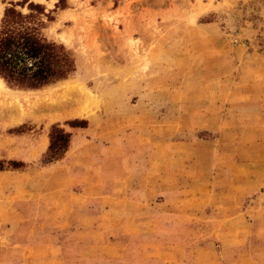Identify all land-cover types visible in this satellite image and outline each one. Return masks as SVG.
Segmentation results:
<instances>
[{
  "label": "rangeland",
  "instance_id": "rangeland-1",
  "mask_svg": "<svg viewBox=\"0 0 264 264\" xmlns=\"http://www.w3.org/2000/svg\"><path fill=\"white\" fill-rule=\"evenodd\" d=\"M122 1L38 4L75 72L0 93V264H264V0Z\"/></svg>",
  "mask_w": 264,
  "mask_h": 264
},
{
  "label": "trees",
  "instance_id": "trees-1",
  "mask_svg": "<svg viewBox=\"0 0 264 264\" xmlns=\"http://www.w3.org/2000/svg\"><path fill=\"white\" fill-rule=\"evenodd\" d=\"M26 5L27 14L16 9ZM44 17L48 22L53 20L41 5L29 0L11 4L4 10L0 23V77L8 86L37 90L65 81L75 72L74 60L64 46L42 35ZM49 137L44 164L64 158L65 143L70 136L54 126ZM4 163L0 160V172L8 169ZM7 164L13 170L22 167V162L8 161Z\"/></svg>",
  "mask_w": 264,
  "mask_h": 264
},
{
  "label": "crops",
  "instance_id": "crops-1",
  "mask_svg": "<svg viewBox=\"0 0 264 264\" xmlns=\"http://www.w3.org/2000/svg\"><path fill=\"white\" fill-rule=\"evenodd\" d=\"M129 0H123V4L125 5L126 2H128ZM29 2L32 3H37V4H41L44 5L46 11L48 12L49 10H53L55 9V4L57 2V0H53L52 1V6L49 7L47 5V3H50L51 0H44V2H42L41 0H29ZM0 6H2V10H4L5 6H9V4L7 3H3V0H0ZM120 8H123L120 7ZM20 10H23V8L20 7ZM68 11V9H64L60 12V14L58 15V18L56 19V21L54 22V24L57 25V23H59L61 21V18H59L64 13H66ZM3 15V14H2ZM2 17V16H1ZM65 21H62L61 23H64ZM47 148V143H44V145H42L41 151L43 152L45 151ZM44 173L48 175V173L51 174H57L56 178L58 179H62L60 182L61 184H67V190L69 191L66 195L68 197H72V192L74 189L78 188L79 192L78 193V197H80L79 199H82V196L84 193L81 192H85L84 188L87 187V183H88V178H87V174L78 166H74V165H70V164H50L47 167L44 168ZM3 171L0 172V176L3 175ZM14 175L16 176H22L24 175L23 173H14ZM95 177L92 176V179H94ZM82 190V191H80ZM76 194V193H75ZM77 195V194H76ZM86 200V199H85Z\"/></svg>",
  "mask_w": 264,
  "mask_h": 264
},
{
  "label": "bare ground",
  "instance_id": "bare-ground-1",
  "mask_svg": "<svg viewBox=\"0 0 264 264\" xmlns=\"http://www.w3.org/2000/svg\"><path fill=\"white\" fill-rule=\"evenodd\" d=\"M2 14H3V10H1L0 9V19H1V16H2ZM62 85H64V89L66 90V89H68L69 88V86L71 85V82L70 81H65V82H62ZM74 87V86H73ZM75 88V87H74ZM76 89V88H75ZM9 91V88L6 86V83L4 82V80L0 77V93H2V92H8ZM67 91V90H66ZM83 93L85 96H84V98L85 99H88V100H92L93 98H94V95H92V93L90 92V91H88V89H85V88H82V87H80V89H79V92L78 93ZM60 95V94H59ZM66 96L67 95H69V93L68 94H65ZM74 95V94H73ZM75 96V95H74ZM81 96V95H80ZM62 97V96H61ZM60 97V98H61ZM66 98V97H65ZM63 99V98H62ZM82 99V98H81ZM65 99H63L61 102H59V105L61 106V105H63V106H69L70 104H68V102H65L64 101ZM93 100H95V99H93ZM69 101V100H68ZM52 102H53V99H52ZM84 102V101H83ZM88 102V101H87ZM91 102H94V101H91ZM58 103V102H57ZM56 103V104H57ZM71 103V102H70ZM78 103H80V102H78ZM86 103V102H85ZM95 103V102H94ZM50 104V103H49ZM52 104V103H51ZM97 103H95V105H96ZM81 105V104H80ZM83 105H85V104H83ZM55 106V105H54ZM86 106V105H85ZM34 108V107H33ZM35 109H36V107H35ZM63 109V108H62ZM90 109V108H89ZM64 110V109H63ZM84 111V109H81V111H80V108H77V107H75V108H73L72 110H68L67 111V114L68 115H70V116H73V117H82V112ZM55 111V110H54ZM29 113V112H28ZM61 114V113H60ZM88 115V114H87ZM69 116V117H70Z\"/></svg>",
  "mask_w": 264,
  "mask_h": 264
}]
</instances>
